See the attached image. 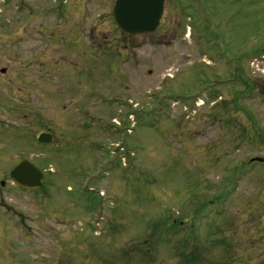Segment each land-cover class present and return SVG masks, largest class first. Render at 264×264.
<instances>
[{
  "label": "rangeland",
  "instance_id": "1",
  "mask_svg": "<svg viewBox=\"0 0 264 264\" xmlns=\"http://www.w3.org/2000/svg\"><path fill=\"white\" fill-rule=\"evenodd\" d=\"M114 1L86 0L87 19L79 17L96 24L89 63L72 44L44 61L38 34L30 51L14 50L20 61L32 54L18 74L34 76L33 137L25 148L24 123L0 109V132L10 125L11 138L0 137V155L11 164L26 155L46 177L40 191H0V217L11 205L64 220L78 264H264V162L249 163L264 157V0H164L159 27L137 36L115 25ZM8 54L0 50V67ZM43 63L49 78L40 83ZM237 78L240 102L223 106ZM196 97L205 102L180 119ZM42 130L51 143L36 141Z\"/></svg>",
  "mask_w": 264,
  "mask_h": 264
},
{
  "label": "flooded vegetation",
  "instance_id": "2",
  "mask_svg": "<svg viewBox=\"0 0 264 264\" xmlns=\"http://www.w3.org/2000/svg\"><path fill=\"white\" fill-rule=\"evenodd\" d=\"M85 5L86 0H74L68 7L65 6L64 0H0V35L6 34L7 36L9 34L7 39L0 41V50L12 51V56L8 54L9 57L4 59V66L0 67V76L8 75L7 81L5 80L4 86H2V89L5 90H0V100H2V102L0 101V109L9 115L14 114L15 116L12 119H15V121L18 120L19 123H24V129L20 128V130L25 135V148L30 149L33 137L31 109L33 106L32 82L34 76L31 68H29L26 70L27 75L24 78L18 74V66L22 64L31 65L32 54L30 52V57L20 61V58L15 57L17 54L15 51L20 48L30 51L32 46L29 47V45L33 43V34H38L35 37V44L42 46L41 58L45 59L46 62L49 59L58 60V57L55 59V56H52L53 58L48 57L49 50H56V55L60 52L63 53L65 44L67 46L72 44L71 47L73 48L80 47V55H85L88 52V63L93 61V52L96 51L95 44H93L96 25L95 21L90 18L86 25L80 21L79 17L81 15H84L82 19L85 21L87 14H89L86 13L89 9H86ZM83 35L85 41L88 42L87 44L84 41L82 42ZM62 64L54 63L57 71H62ZM51 65L53 66L52 63ZM90 67V64L88 66L84 64L81 69L87 71ZM41 72L38 75L40 83L49 78V72L44 68V63ZM236 81L231 93L226 92L227 100L231 98L233 103L240 102L241 97L238 88L239 79H236ZM254 82L252 81L250 94L256 92L254 91ZM7 86L8 89H6ZM253 123L256 124V122ZM211 124L215 123L205 122V125ZM218 125H221V123L219 122ZM4 126L8 129L4 128L5 133L0 132V134L2 133L0 137L1 141H4L7 145L11 142L10 136L6 133L7 130L9 131L10 125ZM14 127L18 129L17 125H14ZM0 129H2V125H0ZM40 132H43V130ZM3 134H5L4 137H2ZM7 156L9 155H0V162H2L0 164V191L30 192V190L16 185L10 178V171L19 162L23 160L30 161V159L24 155L11 164ZM2 215L7 217H0V264H78L79 242L74 239L72 229H66L68 225L64 223V220L52 222L53 220L49 217H29L22 209L12 208L11 205L3 209ZM48 221L54 224L48 223ZM65 231H68L69 234L64 233ZM15 233L18 235L17 239L13 238ZM49 233L51 235H48ZM46 242L52 247L50 253Z\"/></svg>",
  "mask_w": 264,
  "mask_h": 264
},
{
  "label": "water",
  "instance_id": "3",
  "mask_svg": "<svg viewBox=\"0 0 264 264\" xmlns=\"http://www.w3.org/2000/svg\"><path fill=\"white\" fill-rule=\"evenodd\" d=\"M162 6L163 0H115L113 18L117 27L127 34L149 33L158 25ZM38 140L49 142L51 135L41 133ZM10 175L17 184L27 188L39 187L43 176L38 168L27 161L19 163Z\"/></svg>",
  "mask_w": 264,
  "mask_h": 264
},
{
  "label": "bare ground",
  "instance_id": "4",
  "mask_svg": "<svg viewBox=\"0 0 264 264\" xmlns=\"http://www.w3.org/2000/svg\"><path fill=\"white\" fill-rule=\"evenodd\" d=\"M200 101H201V100H199V102L197 103V105H199V104H200Z\"/></svg>",
  "mask_w": 264,
  "mask_h": 264
}]
</instances>
